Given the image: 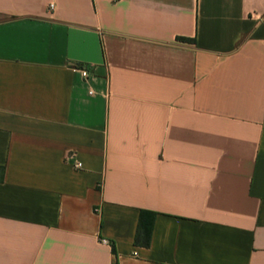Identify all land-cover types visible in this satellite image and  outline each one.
I'll list each match as a JSON object with an SVG mask.
<instances>
[{
    "label": "crops",
    "instance_id": "1",
    "mask_svg": "<svg viewBox=\"0 0 264 264\" xmlns=\"http://www.w3.org/2000/svg\"><path fill=\"white\" fill-rule=\"evenodd\" d=\"M0 264H264V0H0Z\"/></svg>",
    "mask_w": 264,
    "mask_h": 264
},
{
    "label": "trees",
    "instance_id": "2",
    "mask_svg": "<svg viewBox=\"0 0 264 264\" xmlns=\"http://www.w3.org/2000/svg\"><path fill=\"white\" fill-rule=\"evenodd\" d=\"M178 40L184 43H195V40L187 38H179ZM147 213L148 212L141 211L138 232L135 240L136 245H143L146 247H148L150 244V239L153 231V223L156 217V213H150L152 217L151 219H147Z\"/></svg>",
    "mask_w": 264,
    "mask_h": 264
},
{
    "label": "built area",
    "instance_id": "3",
    "mask_svg": "<svg viewBox=\"0 0 264 264\" xmlns=\"http://www.w3.org/2000/svg\"><path fill=\"white\" fill-rule=\"evenodd\" d=\"M79 70L82 73V76L84 78H88L90 76V71H89L88 68H86V67H79ZM75 167L80 168L81 167V163L80 162H77L76 165H75ZM102 242L104 244H109V241L106 240V239L102 240Z\"/></svg>",
    "mask_w": 264,
    "mask_h": 264
}]
</instances>
